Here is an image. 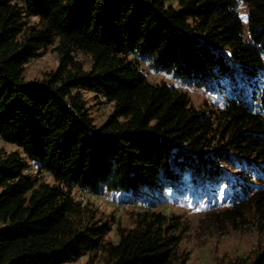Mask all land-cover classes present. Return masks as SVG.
I'll return each mask as SVG.
<instances>
[{
  "label": "trees",
  "instance_id": "16d2710c",
  "mask_svg": "<svg viewBox=\"0 0 264 264\" xmlns=\"http://www.w3.org/2000/svg\"><path fill=\"white\" fill-rule=\"evenodd\" d=\"M51 47L58 67L27 80ZM144 64L208 92L245 85L250 100L237 93L202 111L174 84L151 82ZM85 93L113 105L102 124ZM0 138L16 147L0 150V264L98 253L105 264H186L177 217L140 212L113 243L111 224L74 191L149 200L231 160L264 169V0H0ZM32 163L50 182L26 174ZM251 204L264 211V190Z\"/></svg>",
  "mask_w": 264,
  "mask_h": 264
},
{
  "label": "rangeland",
  "instance_id": "374dc122",
  "mask_svg": "<svg viewBox=\"0 0 264 264\" xmlns=\"http://www.w3.org/2000/svg\"><path fill=\"white\" fill-rule=\"evenodd\" d=\"M239 10L247 25L245 5L240 4ZM31 21L34 22L35 19L32 18ZM80 59L89 69L90 59ZM58 65L59 55L51 47L26 66L25 77L27 80H42ZM143 66L151 82L174 84L188 93L192 104L202 111L222 109L226 100L236 97L237 93L244 100H250L251 90L242 84L219 86L213 92H208L155 71L148 64ZM236 75L239 76L238 73ZM85 97L95 123L100 125L105 122L113 112V105L93 93H85ZM0 150L10 153L16 147L6 144L0 138ZM225 152L226 150L223 153ZM227 153L234 155L232 151ZM241 161L242 163L231 160L223 166L219 164L217 167H220L221 174L206 179L205 182H197L196 178L191 177L196 182L193 183L186 177L184 183L172 188L163 198L155 196L147 200L123 193L93 194L78 190L74 191V196L96 223L111 224L112 231L107 240L113 243L119 241V225L133 227L138 213L157 210L178 218L183 236L180 252L187 258L186 264H253L264 256V211L251 204L252 193L264 190V169H255L252 160L249 163L244 162V159ZM26 174L40 182H50V176L46 172L40 173L34 163L29 166ZM240 205L241 210L235 214L230 213ZM69 264L105 262L104 256L98 253Z\"/></svg>",
  "mask_w": 264,
  "mask_h": 264
}]
</instances>
